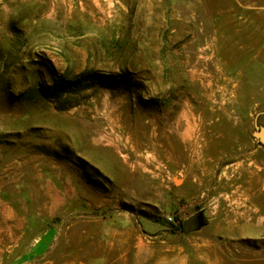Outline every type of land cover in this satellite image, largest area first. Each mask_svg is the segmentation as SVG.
Here are the masks:
<instances>
[{"label":"rangeland","instance_id":"rangeland-1","mask_svg":"<svg viewBox=\"0 0 264 264\" xmlns=\"http://www.w3.org/2000/svg\"><path fill=\"white\" fill-rule=\"evenodd\" d=\"M89 73L120 80L50 90ZM256 127L264 0H0V264H264ZM233 183L256 235L200 211Z\"/></svg>","mask_w":264,"mask_h":264},{"label":"crops","instance_id":"crops-1","mask_svg":"<svg viewBox=\"0 0 264 264\" xmlns=\"http://www.w3.org/2000/svg\"><path fill=\"white\" fill-rule=\"evenodd\" d=\"M201 160V165H197L195 157L192 155L189 156L187 165L183 169L177 172L176 176L179 178L180 183L176 187L175 195L177 198L182 201H189L193 198V190L195 185L202 184L205 188L206 182L211 177H215V169H210L206 167L205 162L206 158ZM254 175L256 173L261 174V166L259 164L254 165ZM235 183L238 184L237 181ZM262 181H258V188H262ZM232 186V184H231ZM201 187V190H205ZM239 186H234L233 189L226 191L222 199H214L213 201L208 199L203 203L200 211L205 218L212 220H221L225 223L223 228L226 232L223 233L225 236H245V235H256V227L249 223V218H247V209H241L240 205H244L243 202L246 199V193L244 191H238ZM204 193V192H202ZM187 204H179L175 208V211H181L186 207ZM244 220V225L240 224ZM221 228V229H223ZM35 250L33 246L30 248V251Z\"/></svg>","mask_w":264,"mask_h":264},{"label":"trees","instance_id":"trees-1","mask_svg":"<svg viewBox=\"0 0 264 264\" xmlns=\"http://www.w3.org/2000/svg\"><path fill=\"white\" fill-rule=\"evenodd\" d=\"M97 80L101 82L107 81L108 83H113V81H119L120 79L118 77H114L113 75H107V74H96V73L80 74L79 76L76 77L74 81L71 82L63 81L60 84L55 83L50 88V90L52 91V93L56 94L59 93V90H61V92L69 91V89H72L73 86L79 87V85H81L82 83L87 84L89 82L92 83ZM183 224L184 222L182 220H179L174 229L183 231Z\"/></svg>","mask_w":264,"mask_h":264},{"label":"water","instance_id":"water-1","mask_svg":"<svg viewBox=\"0 0 264 264\" xmlns=\"http://www.w3.org/2000/svg\"><path fill=\"white\" fill-rule=\"evenodd\" d=\"M256 128H257V131L254 132V139L256 141H261L264 143V129L258 128V127ZM199 225H200V220L197 214L184 221L183 231L185 232L193 231L197 229Z\"/></svg>","mask_w":264,"mask_h":264}]
</instances>
